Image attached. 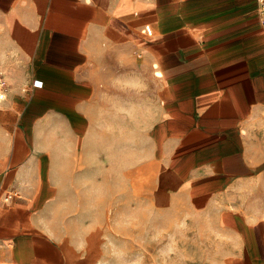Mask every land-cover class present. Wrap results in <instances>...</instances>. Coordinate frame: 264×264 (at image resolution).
Listing matches in <instances>:
<instances>
[{
	"label": "crops",
	"instance_id": "0c3cea01",
	"mask_svg": "<svg viewBox=\"0 0 264 264\" xmlns=\"http://www.w3.org/2000/svg\"><path fill=\"white\" fill-rule=\"evenodd\" d=\"M0 75V264H86L81 183L92 216L142 180L264 264L259 0H0Z\"/></svg>",
	"mask_w": 264,
	"mask_h": 264
},
{
	"label": "rangeland",
	"instance_id": "374dc122",
	"mask_svg": "<svg viewBox=\"0 0 264 264\" xmlns=\"http://www.w3.org/2000/svg\"><path fill=\"white\" fill-rule=\"evenodd\" d=\"M81 185L65 234L86 264H229L235 240L206 217L155 209L145 180L140 198H127L130 185L124 200L110 199L108 215H88V181Z\"/></svg>",
	"mask_w": 264,
	"mask_h": 264
},
{
	"label": "built area",
	"instance_id": "2783aa9c",
	"mask_svg": "<svg viewBox=\"0 0 264 264\" xmlns=\"http://www.w3.org/2000/svg\"><path fill=\"white\" fill-rule=\"evenodd\" d=\"M259 15L261 23L264 27V0H259ZM35 87H38V82L34 83ZM6 88V82L4 78L0 75V91Z\"/></svg>",
	"mask_w": 264,
	"mask_h": 264
}]
</instances>
